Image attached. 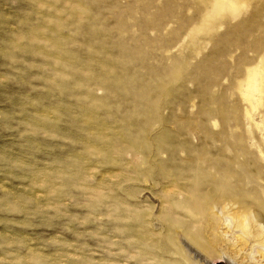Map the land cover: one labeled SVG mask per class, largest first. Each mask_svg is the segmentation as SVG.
Returning a JSON list of instances; mask_svg holds the SVG:
<instances>
[{"label": "rangeland", "instance_id": "rangeland-1", "mask_svg": "<svg viewBox=\"0 0 264 264\" xmlns=\"http://www.w3.org/2000/svg\"><path fill=\"white\" fill-rule=\"evenodd\" d=\"M209 263L264 264V0H0V264Z\"/></svg>", "mask_w": 264, "mask_h": 264}, {"label": "bare ground", "instance_id": "bare-ground-1", "mask_svg": "<svg viewBox=\"0 0 264 264\" xmlns=\"http://www.w3.org/2000/svg\"><path fill=\"white\" fill-rule=\"evenodd\" d=\"M218 7H219V5H218ZM209 264H211V263H209Z\"/></svg>", "mask_w": 264, "mask_h": 264}]
</instances>
